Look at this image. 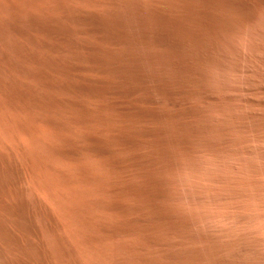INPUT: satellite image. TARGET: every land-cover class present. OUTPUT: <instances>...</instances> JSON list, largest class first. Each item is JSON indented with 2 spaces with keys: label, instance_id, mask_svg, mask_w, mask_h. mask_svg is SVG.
<instances>
[{
  "label": "rangeland",
  "instance_id": "rangeland-1",
  "mask_svg": "<svg viewBox=\"0 0 264 264\" xmlns=\"http://www.w3.org/2000/svg\"><path fill=\"white\" fill-rule=\"evenodd\" d=\"M206 1L0 0V264H264V0ZM149 13L176 35L149 43ZM131 81L160 85L172 101L132 106L141 91L107 93ZM130 109L169 114L131 121ZM159 128L161 148L152 134ZM122 134L135 142L123 144Z\"/></svg>",
  "mask_w": 264,
  "mask_h": 264
},
{
  "label": "bare ground",
  "instance_id": "bare-ground-1",
  "mask_svg": "<svg viewBox=\"0 0 264 264\" xmlns=\"http://www.w3.org/2000/svg\"><path fill=\"white\" fill-rule=\"evenodd\" d=\"M158 1H160V0H158ZM164 1V0H163ZM166 1V0H165ZM182 1H185L186 2V0H182ZM204 1H206V0H204ZM208 1V0H207ZM206 1V2H207ZM233 1V0H232ZM122 2V1H121ZM154 2V1H153ZM249 2V1H248ZM111 3V2H110ZM140 3V2H139ZM142 3V2H141ZM140 3V4H141ZM152 3V2H151ZM183 3V2H182ZM118 4V3H117ZM121 4V3H120ZM150 4V3H149ZM158 4V3H157ZM161 4V3H160ZM164 4H165V2H164ZM167 4V3H166ZM175 4V3H174ZM187 4V3H186ZM257 4V3H256ZM259 4V3H258ZM55 5V4H54ZM142 5H144V4H142ZM216 5V4H215ZM157 6V5H156ZM159 6V5H158ZM161 6V5H160ZM159 6V7H160ZM172 6H173V4H172ZM210 6L212 7V5L210 4ZM239 6V5H238ZM57 7V6H56ZM121 7V6H120ZM149 7V6H148ZM153 7H155V6H153ZM169 7V6H168ZM177 7V6H176ZM3 8V7H2ZM59 8V7H58ZM113 8V7H112ZM144 8V7H143ZM163 8V7H162ZM162 8H160V9H162ZM166 8V7H165ZM220 8V7H219ZM235 8V7H234ZM258 8V7H257ZM103 9H105V8H103ZM107 9V8H106ZM152 9V8H151ZM179 9V8H178ZM186 9L187 10H189V11H191V12H195V13H197L198 14V16L199 17H201V15L199 14V12H201L202 13V10L201 9H197V6L196 7H194L193 5H191V4H187V6H186ZM262 9V8H261ZM110 10V9H109ZM120 10V9H119ZM155 10V9H154ZM164 10V9H163ZM169 10V9H168ZM207 10V9H206ZM225 10V9H224ZM231 10V9H230ZM239 10V9H238ZM260 10V9H259ZM107 11V10H106ZM118 11V10H117ZM139 11V10H138ZM141 11H142V9H141ZM170 11V10H169ZM252 11V10H251ZM110 12V11H109ZM230 12V11H229ZM70 13V12H69ZM101 13H103V12H101ZM112 13V12H111ZM114 13V12H113ZM116 13V12H115ZM138 13V12H137ZM142 13H143V11H142ZM216 13V12H215ZM262 13V12H261ZM79 14V13H78ZM118 14V13H117ZM136 14V13H135ZM145 14V13H144ZM170 14V13H169ZM211 14H212V12H211ZM259 14V13H258ZM81 15V14H80ZM103 15H104V13H103ZM180 15V14H179ZM184 15V14H183ZM186 15V14H185ZM219 15V14H218ZM222 15V14H221ZM23 16V15H22ZM77 16V15H76ZM92 16V15H91ZM107 16V15H106ZM113 16H114V14H113ZM133 16V15H132ZM142 16V15H141ZM174 16H175V14H174ZM173 16V17H174ZM178 16V15H177ZM181 16V15H180ZM187 16V15H186ZM45 17V16H44ZM101 17H102V15H101ZM139 17V16H138ZM224 17V16H223ZM107 18V17H106ZM118 18V17H117ZM133 18V17H132ZM135 18H136V16H135ZM144 18V17H143ZM94 19V18H93ZM102 19H104V17L102 18ZM120 21H117V22H121V20L122 19H120V18H118ZM130 19V18H129ZM134 19V18H133ZM146 19H148V21H150L149 22V24L151 23V26H153L154 27V29H150L151 27H149V29L150 30H147L145 33H142L144 36H145V38H147L148 39V41H149V43H151V44H155V43H163L164 41H165V39L166 38H168L169 36H172V37H174V35H176L173 31H172V29H171V26L170 25H172V24H170V23H168L167 21H165V20H163L162 18H160L158 15H156V14H154V13H149V15H147V18ZM145 19V20H146ZM172 19V18H171ZM186 19V18H185ZM221 19V18H220ZM220 19H219V21H220ZM75 20V19H74ZM76 20H77V18H76ZM95 20V19H94ZM99 20V19H98ZM105 20V19H104ZM115 20H117V19H115ZM114 20V21H115ZM139 20V19H138ZM141 20V19H140ZM176 20V19H175ZM183 20H184V18H183ZM187 20V19H186ZM228 20V19H227ZM91 21V20H90ZM129 21L130 20H128V23H129ZM192 21V20H191ZM10 22V21H9ZM94 22V21H93ZM101 22H104V21H101ZM110 22V21H109ZM116 22V21H115ZM117 22L115 23V25H118L117 24ZM133 22V21H132ZM142 22H143V20H142ZM141 22V23H142ZM178 22V21H177ZM180 22V21H179ZM14 23V22H13ZM98 23H100V22H98ZM123 23V22H122ZM138 24H139V22H137ZM182 23V22H181ZM86 24V23H85ZM110 24L112 25L113 23H111L110 22ZM134 24V23H133ZM143 24V23H142ZM147 24V23H146ZM146 24H144L145 26H146ZM148 24V25H149ZM200 24V23H199ZM224 23H222L221 25H223ZM7 25V24H6ZM97 25V24H96ZM181 25V24H180ZM83 26V25H82ZM91 26V25H90ZM93 26V25H92ZM128 26V25H127ZM136 26V25H135ZM138 26V25H137ZM142 26V25H141ZM189 26V25H188ZM202 26H204V25H202ZM214 26V25H213ZM115 27V26H114ZM118 27H120V26H118ZM123 27V26H122ZM133 27V26H132ZM140 27V26H139ZM176 27H177V25H176ZM215 27V26H214ZM68 28V27H67ZM76 28V27H75ZM83 28V27H82ZM89 28V27H88ZM95 28V27H94ZM103 28V27H102ZM125 28H126V26H125ZM141 28V27H140ZM140 28H137L136 27V29H140ZM200 28H202V27H200ZM219 28V27H218ZM92 29H93V27H92ZM101 29V28H100ZM135 29V30H136ZM171 29V30H170ZM214 29V28H213ZM227 29V28H226ZM118 30V29H117ZM131 30V29H130ZM134 30V31H135ZM196 30H197V28H196ZM199 30V29H198ZM79 31V30H78ZM109 31V30H108ZM122 31H123V29H122ZM200 31V30H199ZM214 31H215V29H214ZM221 31V30H220ZM76 32V31H75ZM96 32V31H95ZM115 32H117V31H115ZM136 32V31H135ZM143 32H144V30H143ZM208 31H206L205 33H207ZM219 32V31H218ZM79 33V32H78ZM119 33H121V32H119ZM132 33H133V30H132ZM132 33H130V34H132ZM215 33V32H214ZM217 33V32H216ZM93 34V33H92ZM111 34V33H110ZM124 34H125V32H124ZM139 34H140V32H139ZM204 34V33H203ZM93 35H95V34H93ZM107 35V34H106ZM135 35V34H134ZM177 35H178V33H177ZM180 35V34H179ZM226 35V34H225ZM121 36V35H120ZM123 36V35H122ZM141 36V35H140ZM139 36V37H140ZM181 36L182 37H185V38H189L190 37V33L188 32V31H185L184 29H182V31H181ZM224 36V35H223ZM107 37V36H106ZM125 37V36H124ZM123 37V38H124ZM64 38V37H63ZM110 40H112L111 38H110V36L108 37ZM119 38V37H118ZM143 38V37H142ZM195 38H197V37H195ZM200 38V37H199ZM204 38H205V36H204ZM204 38H201V39H204ZM122 39V38H121ZM134 39V38H133ZM176 38H174V40H175ZM180 39V38H179ZM105 40V39H104ZM124 40V39H123ZM142 40V39H141ZM146 40V39H145ZM172 40V39H171ZM174 40H172V41H174ZM208 40V39H207ZM206 40V41H207ZM119 41H120V39H119ZM119 41H117V42H119ZM131 41H132V39H131ZM139 41V40H138ZM180 41V40H179ZM67 42V41H66ZM167 42V41H166ZM181 42V41H180ZM183 42V41H182ZM181 42V43H182ZM144 43V42H143ZM147 43V42H146ZM148 43V44H149ZM177 43V42H176ZM204 43V42H203ZM222 43V42H221ZM119 44V43H118ZM192 45H193V43H191ZM205 44V43H204ZM217 44V43H216ZM215 44V45H216ZM104 45V44H103ZM106 45H108V42H107V44ZM111 45V44H110ZM126 45V44H125ZM133 45V44H132ZM143 45H145V46H147L146 44H143ZM175 45H178V44H175ZM128 46V45H127ZM144 46V47H145ZM201 46H203L202 45V43H201ZM82 47V46H81ZM112 47V46H111ZM121 47V46H120ZM125 47V46H124ZM150 47V46H149ZM154 47V46H153ZM181 47V46H180ZM185 47V46H184ZM139 48V47H138ZM182 48V47H181ZM195 48V47H194ZM134 49V48H133ZM193 49V48H192ZM201 49V48H200ZM199 49V50H200ZM103 50V49H102ZM121 50H122V48H121ZM185 50V49H184ZM188 50V49H187ZM101 51V50H100ZM113 51V50H112ZM123 51H125L124 49H123ZM134 51V50H133ZM155 52H156V50H154ZM191 51V50H190ZM194 51H196V50H194ZM202 51V50H201ZM105 52V51H104ZM173 52V51H172ZM198 52V51H197ZM83 53V52H82ZM102 53H103V51H102ZM108 53V52H107ZM116 53H117V51H116ZM124 53V52H123ZM127 53V52H126ZM131 53V52H130ZM104 54V53H103ZM110 55H111V53H109ZM184 54V53H183ZM193 54V53H192ZM122 55V54H121ZM12 56V55H11ZM95 55H93V57H94ZM98 56V55H97ZM97 56H95V57H97ZM105 56V55H104ZM108 56V55H107ZM115 56V55H114ZM196 56H199V55H196ZM92 57V58H93ZM110 57H112V56H110ZM120 57H122V56H120ZM126 57V56H125ZM135 57H136V55H135ZM91 58V59H92ZM117 58H119V57H117ZM150 58V57H149ZM179 58V57H178ZM81 59V58H80ZM96 59V58H95ZM98 59V58H97ZM140 59V58H139ZM172 59V58H171ZM175 59H177V58H175ZM194 59V58H193ZM201 59V58H200ZM174 60V59H173ZM187 60V59H186ZM89 61V60H88ZM87 61V62H88ZM112 61H114V60H112ZM153 61V60H152ZM175 61V60H174ZM195 61V60H194ZM98 62V61H97ZM134 62V61H133ZM178 62V61H177ZM190 62V61H189ZM104 63V62H103ZM152 63V62H151ZM150 63V64H151ZM175 63V62H174ZM101 64V63H100ZM107 64V63H106ZM121 64V63H120ZM131 64V63H130ZM169 64H171V63H169ZM102 65V64H101ZM155 65V64H154ZM176 65V64H175ZM99 66V65H98ZM110 66V65H109ZM122 66V65H121ZM199 66V65H198ZM197 66V67H198ZM7 67V66H6ZM105 67V66H104ZM147 67V66H146ZM156 67V66H155ZM196 67V68H197ZM95 68H97V66L95 67ZM102 68H103V66H102ZM106 68V67H105ZM121 68H123V67H121ZM120 68V69H121ZM141 68V67H140ZM148 68V67H147ZM167 68H169V67H167ZM203 68V67H202ZM119 69V68H118ZM149 69V68H148ZM199 69V68H198ZM84 70V69H83ZM129 70V69H128ZM169 70V69H168ZM192 70V69H191ZM123 71H125V70H123ZM149 71V70H148ZM158 71V70H157ZM189 71V70H188ZM201 71H202V69H201ZM138 72V71H137ZM136 72V73H137ZM192 72H193V70H192ZM97 73V72H96ZM113 73H114V71H113ZM130 73H132V72H130ZM158 73H160V72H158ZM166 73H168V72H166ZM185 73V72H184ZM94 74V73H93ZM141 74V73H140ZM151 74V73H150ZM156 74V73H155ZM200 74V73H199ZM128 75V74H127ZM153 75V74H152ZM160 75V74H159ZM6 76V75H5ZM135 76V75H134ZM143 76V75H142ZM141 76V77H142ZM165 76H167V75H165ZM25 77V76H24ZM103 77V76H102ZM107 77H110V76H107ZM113 77V76H112ZM115 77V76H114ZM116 77H118V76H116ZM144 77H145V75H144ZM203 77V76H202ZM205 77V76H204ZM111 78V77H110ZM167 78V77H166ZM200 78V77H199ZM40 79V78H39ZM112 79V78H111ZM110 79V80H111ZM118 79V78H117ZM138 79V78H137ZM145 79V78H144ZM116 80V79H115ZM166 80V79H165ZM116 81H118V80H116ZM200 81V80H199ZM201 81H203V80H201ZM33 82V81H32ZM103 82V81H102ZM123 82V81H122ZM128 82V81H127ZM130 82V81H129ZM107 83V82H106ZM131 83H132V81H131ZM161 83V82H160ZM93 84V83H92ZM174 84V83H173ZM201 84V83H200ZM19 85V84H18ZM29 85V84H28ZM185 85V84H184ZM183 85V86H184ZM31 86H33V85H31ZM105 86V85H104ZM120 86H121V84H120ZM154 86V85H153ZM105 87H107V86H105ZM104 87V88H105ZM123 87H125L124 85H123ZM173 87V86H172ZM196 87V86H195ZM199 87V86H198ZM197 87V88H198ZM14 88V87H13ZM96 88V87H95ZM102 88V87H101ZM121 88V87H120ZM176 88V87H175ZM23 89V88H22ZM94 89V88H93ZM97 89V88H96ZM99 89V88H98ZM103 89V88H102ZM136 90H139V91H141L142 92V98L141 99H138V100H134L133 101V103H131L132 104V106L133 105H137L136 103H139V104H141V103H150V102H154V101H158V100H163V101H166V102H171L172 101V99H171V93L170 92H168V91H165L160 85L158 86H155V88L154 89H151L150 87L149 88H147V87H141L139 84H136V83H132V84H129V85H127L126 86V88H121V89H115V88H110V89H108L107 90V93H112V92H114V93H117V94H119V95H124V96H131L132 95V93L134 92V91H136ZM193 90V89H192ZM197 90V89H196ZM96 91V90H95ZM138 91V92H139ZM225 91V90H224ZM92 93H95V92H92ZM178 93V92H177ZM193 93V92H192ZM26 94V93H25ZM32 94V93H31ZM13 96V95H12ZM34 96V95H33ZM51 96V95H50ZM114 97V96H113ZM120 97V96H119ZM93 98V97H92ZM126 98V97H125ZM115 99V98H114ZM92 100V99H91ZM109 100V99H108ZM119 100V99H118ZM125 100V99H124ZM202 100V99H201ZM114 101V100H113ZM126 101V100H125ZM22 102V101H21ZM47 102V101H46ZM117 102H119V101H117ZM122 102V101H121ZM115 103H116V100H115ZM111 104H112V102H111ZM144 104V105H145ZM73 105V104H72ZM75 105V104H74ZM122 105V104H121ZM77 107H78V105H76ZM105 106H107L106 104H105ZM104 106V107H105ZM119 106V105H118ZM140 106V105H139ZM143 106V105H142ZM148 106V105H147ZM81 107V106H80ZM111 107V106H110ZM124 107V106H123ZM126 107V106H125ZM130 107V106H129ZM151 107V106H150ZM149 107V108H150ZM160 107V106H159ZM165 107H167V106H165ZM169 107V106H168ZM76 108V107H75ZM120 108V107H119ZM131 108V107H130ZM133 108V107H132ZM139 108V107H138ZM145 108H148V107H145ZM80 109V108H79ZM123 109V108H122ZM159 109V108H158ZM166 109V108H165ZM179 109V108H178ZM104 110V109H103ZM119 110V109H118ZM117 110V111H118ZM149 110V109H148ZM148 110H144V109H130V111L128 112V114H127V117H128V119L129 120H131V121H138V120H141V119H155V120H160V119H164V118H167L168 117V115H166V114H169V113H166V114H164V113H157V112H151L150 110L148 111ZM152 110V109H151ZM170 110V109H169ZM174 110H176V109H173V111ZM80 111V110H79ZM82 111H83V109H82ZM113 111V110H112ZM161 111V110H160ZM159 111V112H160ZM179 111V110H178ZM104 112H106L105 110H104ZM115 112V111H114ZM113 112V113H114ZM120 112V111H119ZM166 112H168V111H166ZM177 112V111H176ZM242 112V111H241ZM27 113V112H26ZM126 113V112H125ZM190 113V112H189ZM90 115V114H89ZM88 115V116H89ZM107 115V114H106ZM113 115V114H112ZM205 115V114H204ZM104 116V115H103ZM186 116V115H185ZM232 116V115H231ZM24 117V116H23ZM171 117V116H170ZM109 118V117H108ZM108 118H106L107 120H108ZM4 119V118H3ZM6 119V118H5ZM42 119V118H41ZM91 119V118H90ZM174 119V118H173ZM176 119V118H175ZM2 120V119H1ZM7 120V119H6ZM72 120V119H71ZM102 120V119H101ZM115 120V119H114ZM165 120V119H164ZM169 120V119H168ZM27 121V120H26ZM31 121H33V120H31ZM103 121V120H102ZM113 121V120H112ZM118 121H119V119H118ZM170 121V120H169ZM174 121V120H173ZM172 121V122H173ZM179 121V120H178ZM186 121V120H185ZM196 121H197V119H196ZM69 122V121H68ZM95 122V121H94ZM122 122V121H121ZM151 122H152V120H151ZM150 122V123H151ZM165 122V121H164ZM164 122H162V123H164ZM180 123H181V121H179ZM184 122V121H183ZM187 122V121H186ZM190 122H194V121H190ZM235 122V121H234ZM105 123V122H104ZM112 123V122H111ZM154 123V122H153ZM160 123V122H159ZM158 123V124H159ZM170 123H171V121H170ZM170 123H168V124H170ZM36 124V123H35ZM93 124V123H92ZM113 124V123H112ZM115 124V123H114ZM122 124V123H121ZM143 124V123H142ZM166 124V123H165ZM185 124V123H184ZM4 125V124H3ZM41 125V124H40ZM106 125V124H105ZM107 125H108V123H107ZM111 125V124H110ZM109 125V126H110ZM116 125H119V123L118 124H116ZM115 125V126H116ZM150 125V124H149ZM157 125V124H156ZM155 125V126H156ZM176 125H177V123H176ZM189 125H191V124H189ZM197 125H198V123H197ZM16 126V125H15ZM43 126V125H42ZM45 126V125H44ZM57 126V125H56ZM69 126H71V125H69ZM81 126V125H80ZM90 126V125H89ZM101 126L104 128V126L101 124ZM113 126V125H112ZM144 126V125H143ZM151 126V125H150ZM159 126V125H158ZM163 126V125H162ZM174 126V125H173ZM193 126V125H192ZM234 126H235V123H234ZM29 127V126H28ZM55 127V126H54ZM94 127V126H93ZM92 127V128H93ZM116 127H118V126H116ZM172 127V126H171ZM170 127V128H171ZM177 127H178V125H177ZM58 128V127H57ZM76 128H79V127H76ZM88 128V127H87ZM90 128V127H89ZM110 128V127H109ZM142 127L140 126V129H141ZM147 128V127H146ZM152 128V127H151ZM165 127H163V129H164ZM188 128V127H187ZM190 128V127H189ZM221 128V127H220ZM7 129V128H6ZM6 129H5V131H6ZM91 129V128H90ZM89 129V130H90ZM94 129H95V127H94ZM123 129V128H122ZM148 129V128H147ZM166 129V128H165ZM174 129H176V128H174ZM207 129V128H206ZM210 129V128H209ZM264 129V128H263ZM9 130V129H8ZM98 130H99V132H101L100 131V128L98 127ZM106 130V129H105ZM146 130V129H145ZM166 130H168V129H166ZM170 130V129H169ZM202 130V129H201ZM260 130V129H259ZM33 131V130H32ZM69 131V130H68ZM97 131V130H96ZM117 131V130H116ZM120 131V130H119ZM195 131H197V130H195ZM261 131V130H260ZM2 132V131H1ZM107 132V134H109V132L108 131H106ZM118 132V131H117ZM121 132V131H120ZM123 132V131H122ZM169 132V131H168ZM171 132V131H170ZM177 132V131H176ZM7 133V132H6ZM24 133V132H23ZM32 133V132H31ZM61 133V132H60ZM145 134H150V132H149V130H146L145 132H144ZM143 133V134H144ZM178 133V132H177ZM191 133V132H190ZM195 133V132H194ZM204 133V132H203ZM226 133V132H225ZM19 134V133H18ZM36 134V133H35ZM40 134V133H39ZM62 134V133H61ZM103 134H105V133H103ZM112 134V133H111ZM113 134H114V132H113ZM112 134V135H113ZM152 134H154L155 136H156V139H155V145L158 147V148H161L162 146H163V141L161 140V134H162V129H158V130H155L154 132H152ZM183 134V133H182ZM185 134H186V132H185ZM224 134V133H223ZM43 135V134H42ZM45 135V134H44ZM88 135H89V132H88ZM91 135V134H90ZM106 135V134H105ZM112 135H110V136H112ZM114 135H116V134H114ZM176 135V134H175ZM199 135V134H198ZM28 136V135H27ZM35 136V135H34ZM39 136V135H38ZM55 136V135H54ZM58 136V135H57ZM65 137H66V135H64ZM64 136L62 137V138H64ZM97 136V135H96ZM100 136H102L101 134H100ZM143 136V135H142ZM149 136V135H148ZM181 136V135H180ZM186 136V135H185ZM200 136V135H199ZM89 137V136H88ZM104 137V136H103ZM109 137V136H108ZM108 137H106V139L108 138ZM146 137V136H145ZM205 137V136H204ZM120 140H121V142L123 143V144H133L134 142H135V137L134 136H132V134H129V135H121L120 137ZM167 138V137H166ZM169 138H171V136L169 137ZM187 138V137H186ZM218 138V137H217ZM57 139H58V137H57ZM99 139H101V138H99ZM175 139H177V137L175 138ZM198 139V138H197ZM244 139V138H243ZM35 140V139H34ZM60 140V139H59ZM65 140V139H64ZM102 140V139H101ZM104 140V139H103ZM153 140V139H152ZM172 140V139H171ZM204 140V139H203ZM61 141V140H60ZM71 141V140H70ZM94 141V140H93ZM105 141V140H104ZM117 141H119V140H117ZM141 141H143V139L141 140ZM165 141V140H164ZM178 141V140H177ZM55 142V141H54ZM108 142V141H107ZM113 142H116V141H114L113 140ZM171 142V141H170ZM69 143V142H68ZM141 143V146L143 145L142 144V142H140ZM177 143V142H176ZM28 144V143H27ZM115 144V143H114ZM137 144V143H136ZM144 144H146V143H144ZM207 144V143H206ZM35 145V144H34ZM154 145V146H155ZM192 145V144H191ZM50 146V145H49ZM150 146H152V145H150ZM187 146L188 145H186V148H187ZM47 147V146H46ZM52 147V146H51ZM69 147V146H68ZM109 147V146H108ZM107 147V148H108ZM111 147V146H110ZM116 147V146H115ZM153 147V146H152ZM168 147V146H167ZM201 147V146H200ZM33 148V147H32ZM174 148H175V146H174ZM173 148V150H175ZM178 148V147H177ZM190 148H192L191 146H190ZM47 149V148H46ZM50 149V148H49ZM117 148H115V150H116ZM153 149V148H152ZM171 149V148H170ZM206 149H207V147H206ZM54 150V149H53ZM164 150V149H163ZM166 150V149H165ZM172 150V151H173ZM182 150V149H181ZM35 151V150H34ZM47 151V150H46ZM101 152H102V149L100 150ZM104 151V150H103ZM167 151V150H166ZM176 151V150H175ZM187 151V150H186ZM48 153H49V150L47 151ZM55 152V151H54ZM75 152V151H74ZM165 152V151H164ZM163 152V153H164ZM191 152V151H190ZM138 153H139V151H138ZM141 153V152H140ZM155 153H157V152H155ZM173 153V152H172ZM182 153H184V152H182ZM196 153V152H195ZM158 154V153H157ZM171 154V153H170ZM181 154V153H180ZM187 154H189L188 152H187ZM9 155V154H8ZM137 155V154H136ZM151 155V154H150ZM161 154H159V156H160ZM108 156V155H107ZM173 156H176V155H173ZM181 156V155H180ZM196 157V156H195ZM50 158H52V157H50ZM118 158V157H117ZM146 158V157H145ZM150 158V157H149ZM148 158V159H149ZM212 158V157H211ZM147 159V158H146ZM155 159V158H154ZM162 159V158H161ZM164 159V158H163ZM166 159V158H165ZM175 159V158H174ZM177 159V158H176ZM105 160H107V159H105ZM116 160V159H115ZM39 161V160H38ZM46 161V160H45ZM68 161V160H67ZM73 161V160H72ZM119 161V160H118ZM143 161V160H142ZM152 161V160H151ZM160 161V160H159ZM175 161H179V160H175ZM82 162V161H81ZM148 162V161H147ZM150 162V161H149ZM148 162V163H149ZM153 162V161H152ZM180 162V161H179ZM118 163V162H117ZM153 163H155V162H153ZM191 163V162H190ZM2 164V163H1ZM21 164V163H20ZM26 164V163H25ZM46 164V163H45ZM44 164V165H45ZM70 164V162L68 161V165ZM103 164V163H102ZM105 164V163H104ZM121 164V163H120ZM173 164V163H172ZM107 165L108 166H111V167H114L115 166V163H112V162H110V163H107ZM122 165V164H121ZM126 165V164H125ZM147 165V164H146ZM157 165V164H156ZM160 165H162V164H160ZM178 165V164H177ZM198 165V164H197ZM91 166V165H90ZM84 167V166H83ZM146 167V166H145ZM166 167V166H165ZM194 167V166H193ZM47 168V167H46ZM62 168V167H61ZM148 168V167H147ZM22 169V168H21ZM166 169V168H165ZM168 169V168H167ZM17 170V169H16ZM52 170V169H51ZM148 170V169H147ZM154 170V169H153ZM187 170V169H186ZM2 171V170H1ZM5 171V170H4ZM46 171H47V169H46ZM62 171V170H61ZM143 171V170H142ZM152 171V170H151ZM185 171V170H184ZM3 172V171H2ZM5 172H7V171H5ZM40 172V171H39ZM45 172V171H44ZM51 172H54V171H51ZM137 173H138V171H136ZM148 172H149V170H148ZM166 172V171H165ZM1 173V172H0ZM74 173V172H73ZM75 173H77V172H75ZM88 173V172H87ZM143 173V172H142ZM13 174V173H12ZM40 174V173H39ZM53 175H54V173H52ZM79 174V173H78ZM145 174V173H144ZM159 174H160V172H159ZM162 174V173H161ZM164 174V173H163ZM122 175V174H121ZM124 175V174H123ZM164 175H166V174H164ZM8 176V175H7ZM11 176V175H10ZM74 176H75V174H74ZM84 176V175H83ZM114 176V175H113ZM147 176V175H146ZM197 176V175H196ZM5 177V176H4ZM76 177V176H75ZM80 177H82V174H81V176ZM115 177V176H114ZM164 177V176H163ZM169 177V176H168ZM167 177V178H168ZM13 178V177H12ZM123 178V177H122ZM121 178V179H122ZM143 178V177H142ZM146 178V177H145ZM144 178V179H145ZM151 178V177H150ZM166 178V177H165ZM57 179V178H56ZM59 179V178H58ZM82 179V178H81ZM118 179V178H117ZM154 179L156 180V178L154 177ZM157 179H158V177H157ZM252 179V178H251ZM20 180V179H19ZM116 180V179H115ZM150 179H148V181H149ZM159 180H160V178H159ZM165 180V179H164ZM12 181V180H11ZM18 181V180H17ZM58 181V180H57ZM84 181V180H83ZM94 181V180H93ZM110 181V180H109ZM143 181V180H142ZM157 181V180H156ZM155 181V182H156ZM166 181H168V180H166ZM1 182V181H0ZM15 182V181H14ZM51 182H52V180H51ZM116 182V181H115ZM135 182V181H134ZM172 182V181H171ZM174 182V181H173ZM85 183V182H84ZM94 183V182H93ZM92 183V184H93ZM108 183V182H107ZM109 183H111V182H109ZM122 183H123V180H122ZM143 183V182H142ZM141 183V184H142ZM145 183V182H144ZM169 183V182H168ZM12 184V183H11ZM139 184V183H138ZM2 185V184H1ZM6 185H7V183H6ZM12 185H14V184H12ZM46 185V184H45ZM50 185H52V184H50ZM61 185V184H60ZM81 185V184H80ZM85 185V184H84ZM99 185V184H98ZM105 185H107V184H105ZM155 185V184H154ZM158 185V184H157ZM166 185H167V183H166ZM54 186V185H53ZM94 186V185H93ZM100 186V185H99ZM108 186V185H107ZM106 186V187H107ZM118 187H119V184L117 185ZM122 186V185H121ZM146 186V185H145ZM148 186V185H147ZM146 186V187H147ZM160 186V185H159ZM170 186V185H169ZM174 186V185H173ZM95 187H97V186H95ZM104 187V186H103ZM105 187V188H106ZM108 187H110V186H108ZM133 187H135V186H133ZM133 187H132V189H133ZM72 188V187H71ZM79 188V187H78ZM92 188V187H91ZM100 188H101V186H100ZM113 188V187H112ZM149 188H150V185H149ZM157 188V187H156ZM161 188V187H160ZM160 188H158V190L160 189ZM163 188H165V187H163ZM162 188V189H163ZM90 189V188H89ZM95 189H97V188H95ZM95 189H92V190H95ZM98 189H99V187H98ZM113 189H115V188H113ZM134 189H136V188H134ZM140 189H141V187H140ZM140 189H138V190H140ZM167 189V188H166ZM137 190V191H138ZM151 190H152V188H151ZM168 190H169V188H168ZM73 191V190H72ZM91 191V190H90ZM108 190H106V192H107ZM160 191V190H159ZM158 191V192H159ZM166 191V190H165ZM95 192H96V190H95ZM94 192V193H95ZM99 192V191H98ZM109 192V191H108ZM107 192V193H108ZM132 192H134V190L132 191ZM139 193H138V196L139 197H141L142 199H144V201L145 200H147L148 201V197H147V195L148 194H146V196H143V194H142V191L140 192V191H138ZM146 192H148V191H146ZM151 192V191H150ZM77 193V192H76ZM83 193V192H82ZM102 193V192H101ZM100 193V194H101ZM123 193V192H122ZM11 194V193H10ZM48 194V193H47ZM70 194H72V193H70ZM79 194V193H78ZM91 194V193H90ZM89 194V195H90ZM118 194V193H117ZM125 194V193H124ZM162 194V193H161ZM92 195V194H91ZM106 195V194H105ZM119 195H121V193L119 192ZM118 195V196H119ZM136 195V194H135ZM53 196H55V195H53ZM87 196H88V194H87ZM97 196V195H96ZM104 196V195H103ZM133 196V195H132ZM138 196H136L137 198H138ZM72 197H73V195H72ZM94 197V196H93ZM110 197V196H109ZM155 197H157V196H155ZM158 197H160V196H158ZM169 197V196H168ZM71 198V197H70ZM82 198V197H81ZM85 198V197H84ZM100 199H101V197H99ZM104 198H106V196L105 197H103V199ZM171 198H172V196H171ZM108 199V198H107ZM132 199V198H131ZM133 199H134V197H133ZM136 199V198H135ZM141 199V200H142ZM169 199V198H168ZM183 199V198H182ZM85 200V199H84ZM98 200V199H97ZM130 200V199H129ZM82 201V200H81ZM111 201H113V199H111ZM122 202H123V200H121ZM127 201V200H126ZM132 201V200H131ZM139 201V200H138ZM137 201V202H138ZM156 201V200H155ZM74 202V201H73ZM83 202V201H82ZM116 202L117 201H115V204H116ZM120 202V200L118 201V203ZM130 202V201H129ZM133 202V201H132ZM142 202V201H141ZM159 202L161 203L162 201H160L159 200ZM166 202V201H165ZM170 202V201H169ZM96 203V202H95ZM111 204L112 203H114V202H110ZM125 205H126V203H125V201L123 202ZM153 203V202H152ZM151 203V204H152ZM174 203V202H173ZM172 203V204H173ZM184 203V202H183ZM3 204V203H2ZM82 204V203H81ZM90 204V203H89ZM98 204V203H97ZM96 204V205H97ZM132 204V203H131ZM130 204V205H131ZM133 204H134V202H133ZM144 204V203H143ZM142 204V205H143ZM146 205L145 206H147V202L145 203ZM163 204H164V202H163ZM18 205H19V203H18ZM39 205V204H38ZM67 205V204H66ZM124 205V206H125ZM135 205H137V204H135ZM156 205H158V207H159V203L158 204H156ZM155 205V206H156ZM165 205H166V203H165ZM169 205V204H168ZM167 205V206H168ZM22 206V205H21ZM34 206V205H33ZM90 206H91V204H90ZM114 206V205H113ZM122 206V205H121ZM129 206V205H128ZM1 207V206H0ZM150 207V206H149ZM154 207V206H153ZM162 207V206H161ZM160 207V208H161ZM187 207V206H186ZM3 208V207H2ZM87 208H88V206H87ZM125 208H127V206L125 207ZM142 208V207H141ZM147 208V207H146ZM150 208H152V207H150ZM156 208V207H155ZM162 208H164V207H162ZM17 209V208H16ZM16 209H15V211H16ZM25 209V208H24ZM68 209H69V207H68ZM85 209V208H84ZM93 209V208H92ZM144 209V208H143ZM148 209V208H147ZM153 209L154 208H152L151 210L153 211ZM159 209V208H158ZM165 209V208H164ZM178 209V208H177ZM191 209H193V208H191ZM19 210V209H18ZM22 210V209H21ZM42 210V209H41ZM141 210V209H140ZM139 210V211H140ZM178 210H180V209H178ZM252 210V209H251ZM53 211V210H52ZM63 211H65L66 212V210H63ZM68 211V210H67ZM99 211V210H98ZM135 211V210H134ZM145 211V210H144ZM143 211V212H144ZM149 211V210H148ZM147 211V212H148ZM155 211V210H154ZM163 211V210H162ZM161 211V212H162ZM69 212V211H68ZM71 212V211H70ZM86 212H88V211H86ZM100 212V211H99ZM103 212V211H102ZM120 212V211H119ZM124 212V211H123ZM177 211H175L173 214H175ZM180 212V211H179ZM193 212V211H192ZM191 212V213H192ZM15 213V212H14ZM23 213H24V211H23ZM51 213V212H50ZM117 214H118V212H116ZM125 213V212H124ZM123 213V214H124ZM133 213V212H132ZM138 213V212H137ZM150 213V212H149ZM160 213V212H159ZM159 213H157V214H159ZM163 213V212H162ZM181 213V212H180ZM179 213V214H180ZM21 214V213H20ZM65 214V213H64ZM83 214V213H82ZM87 214V213H86ZM134 214V213H133ZM182 214H183V212H182ZM13 215V214H12ZM89 215H90V213H89ZM93 215V214H92ZM100 215V214H99ZM109 215V214H108ZM138 215H140V212H139V214ZM147 215V214H146ZM181 215V214H180ZM212 215V214H211ZM65 216H66V214H65ZM64 216V217H65ZM86 216V215H85ZM112 216H115V214L114 215H112ZM119 216V215H118ZM134 216V215H133ZM175 217L174 218H176V216H177V214L176 215H174ZM186 216V215H185ZM184 216V217H185ZM208 216V215H207ZM73 217V216H72ZM108 217V216H107ZM109 217H111V216H109ZM116 217V216H115ZM120 217V216H119ZM118 217V218H119ZM143 217H145V216H143ZM180 217V216H179ZM178 217V218H179ZM188 217V216H187ZM89 218V217H88ZM117 218V219H118ZM135 218V217H134ZM140 218V217H139ZM151 218V217H150ZM181 218V217H180ZM87 219V218H86ZM90 219V218H89ZM97 219H98V217H97ZM131 219V218H130ZM141 219H143V218H141ZM154 219V218H153ZM177 219V218H176ZM187 219V218H186ZM190 219V218H189ZM49 220V219H48ZM84 220V219H83ZM92 220V219H91ZM111 220V219H110ZM118 220H120V219H118ZM131 220H133V219H131ZM140 220V219H139ZM156 220V219H155ZM180 220V219H179ZM78 221H80V220H78ZM98 221V220H97ZM105 221V220H104ZM109 221V220H108ZM125 221V220H124ZM130 221V220H129ZM145 221V220H144ZM187 221L188 222H190L188 219H187ZM13 222V221H12ZM86 222V221H85ZM100 222V221H99ZM102 222V221H101ZM125 222H127V220L125 221ZM132 222V221H131ZM167 222V221H166ZM170 222V221H169ZM177 222H179L178 221V219H177ZM180 222H182V221H180ZM183 222H185V221H183ZM182 222V223H183ZM193 222V221H192ZM1 223V222H0ZM70 223V222H69ZM74 223V222H73ZM83 223V222H82ZM111 223H112V221H111ZM133 223V222H132ZM131 223V224H132ZM152 223V222H151ZM181 223V224H182ZM129 224V223H128ZM135 224V223H134ZM166 224V223H165ZM191 224V223H190ZM192 224H194V223H192ZM26 225H27V223H26ZM68 225V224H67ZM71 225V224H70ZM83 225V224H82ZM85 225V224H84ZM86 225H87V223H86ZM94 225H95V222H94ZM101 225V224H100ZM148 225V224H147ZM179 225H180V223H179ZM132 226H133V224H132ZM152 226V225H151ZM166 227H167V225H165ZM172 226V225H171ZM84 227V226H83ZM127 227V226H126ZM130 227V226H129ZM128 227V228H129ZM144 227H146V226H144ZM185 227V226H184ZM187 227V226H186ZM82 228V227H81ZM147 228H148V226H147ZM189 228H191V227H189ZM228 228V227H227ZM74 229H77V228H74ZM79 229V228H78ZM87 229V228H86ZM151 229V228H150ZM165 229V228H164ZM179 229H181L180 227H179ZM81 230H83V229H81ZM95 230H96V228H95ZM95 230H94V232H95ZM98 230V229H97ZM127 230V229H126ZM162 230V229H161ZM9 231V230H8ZM70 231V230H69ZM178 231V230H177ZM188 231V230H187ZM190 231V230H189ZM97 232V231H96ZM144 232V231H143ZM151 232V231H150ZM183 232V231H182ZM33 233V232H32ZM147 233V232H146ZM156 233H158V231L156 232ZM184 233V232H183ZM188 233V232H187ZM190 233V232H189ZM144 234V233H143ZM153 234V233H152ZM174 234H177V233H174ZM18 235V234H17ZM80 235V234H79ZM145 235V234H144ZM155 235V234H154ZM153 235V236H154ZM159 235V234H158ZM164 235V234H163ZM169 236H170V233L168 234ZM178 235V234H177ZM183 235V234H182ZM31 236V235H30ZM77 236V235H76ZM75 236V237H76ZM146 236V235H145ZM162 236V235H161ZM160 236V237H161ZM176 236V235H175ZM191 236V235H190ZM193 236V235H192ZM5 237V236H4ZM150 237V236H149ZM155 237V236H154ZM166 237H167V235H166ZM178 237V236H177ZM183 237H184V235H183ZM186 237V236H185ZM109 238H111V237H108V239ZM132 238V237H131ZM147 238V237H146ZM156 238V237H155ZM159 238V237H158ZM157 238V239H158ZM168 238V237H167ZM169 238H171V237H169ZM176 238V237H175ZM197 238V237H196ZM8 239V238H7ZM112 239V238H111ZM148 239V238H147ZM165 239V238H164ZM189 239V238H188ZM85 240V239H84ZM88 240V239H87ZM118 240V239H117ZM127 240V239H126ZM149 240V239H148ZM151 240V239H150ZM1 241V240H0ZM91 241V240H90ZM224 241V240H223ZM161 242H164V241H160V243ZM197 242V241H196ZM208 242H209V240H208ZM1 243V242H0ZM9 243V242H8ZM123 243V242H122ZM130 243V242H129ZM128 243V244H129ZM154 243H155V241H154ZM172 243V242H171ZM176 243V242H175ZM222 243V242H221ZM6 244V243H5ZM96 244V243H95ZM104 244V243H103ZM126 244V243H125ZM156 244V243H155ZM199 245H200V243H198ZM215 244V243H214ZM85 245V244H84ZM92 245V244H91ZM109 245V244H108ZM122 245V244H121ZM127 245V244H126ZM131 245V244H130ZM161 245V244H160ZM163 245H165V244H163ZM171 245V244H170ZM184 245V244H183ZM193 245V244H192ZM203 245H205V244H203ZM211 245V244H210ZM209 245V246H210ZM151 246V245H150ZM155 246V245H154ZM175 246V245H174ZM216 246V244L214 245V247ZM18 247V246H17ZM149 247V246H148ZM165 247V246H164ZM182 247V246H181ZM201 247V246H200ZM208 247V246H207ZM220 247V246H219ZM83 248V247H82ZM82 248H80V249H82ZM146 248V247H145ZM156 248V247H155ZM232 248V247H231ZM37 249V248H36ZM104 249V248H103ZM109 249V248H108ZM127 249V248H126ZM125 249V250H126ZM128 249H130V248H128ZM159 249V248H158ZM161 249H163V248H161ZM192 249H193V247H192ZM199 249V248H198ZM208 249V248H207ZM218 249H220V248H218ZM9 250V249H8ZM88 250V249H87ZM154 250H156V249H154ZM191 250V249H190ZM12 251V250H11ZM82 251V250H81ZM97 251V250H96ZM112 251V250H111ZM113 251H115L114 249H113ZM156 251H158V250H156ZM194 251H195V249H194ZM193 251V252H194ZM199 251H201V250H199ZM198 251V252H199ZM215 251V250H214ZM220 251H222V250H220ZM220 251H219V253H220ZM236 251V250H235ZM103 251H101V253H102ZM118 252V251H117ZM160 252V251H159ZM216 252H217V250H216ZM234 252V251H233ZM132 253V252H131ZM164 253H165V251H164ZM169 253V252H168ZM204 253V252H203ZM206 253V252H205ZM39 254V253H38ZM113 254H115V253H113ZM130 254V253H129ZM132 254H134V253H132ZM166 254V253H165ZM164 254V255H165ZM195 254H196V252H195ZM216 254V253H215ZM230 254V253H229ZM62 255V254H61ZM128 255V254H127ZM206 255V254H205ZM134 256V255H133ZM189 256V255H188ZM208 256V255H207ZM237 256V255H236ZM171 257V256H170ZM185 257V256H184ZM193 257V256H192ZM206 257V256H205ZM126 258V257H125ZM143 258H144V256H143ZM152 258V257H151ZM178 258V257H177ZM189 258V257H188ZM207 258V257H206ZM221 258H222V256H221ZM232 258V257H231ZM105 259V258H104ZM113 259V258H112ZM133 259V258H132ZM136 259V258H135ZM162 259H163V256H162ZM190 259V258H189ZM220 259V258H219ZM226 259V258H225ZM235 259H237V257L235 258ZM30 260V259H29ZM56 260V259H55ZM129 260V259H128ZM156 260V259H155ZM173 260V259H172ZM203 260V259H202ZM97 261V260H96ZM95 261V262H96ZM131 261V260H130ZM135 261V260H134ZM142 261V260H141ZM153 261V260H152ZM157 261V260H156ZM177 261V260H176ZM213 261H215V259L213 260ZM217 261V260H216ZM232 261V260H231ZM235 260H233V262H234ZM138 262V261H137ZM174 262V261H173ZM191 262V261H190ZM111 263H113V261H111ZM124 263V262H123ZM160 263H161V261H160ZM203 263V262H202ZM208 263V262H207ZM216 263H218V262H216ZM215 263V264H216ZM226 263V262H225ZM229 263V262H228ZM40 264V263H39ZM92 264V263H91ZM106 264V263H105ZM110 264V263H109ZM114 264V263H113ZM140 264V263H139ZM144 264V263H143ZM150 264V263H149ZM164 264V263H163ZM170 264V263H169ZM191 264V263H190ZM193 264V263H192ZM200 264V263H199ZM227 264V263H226ZM233 264V263H232Z\"/></svg>",
  "mask_w": 264,
  "mask_h": 264
}]
</instances>
